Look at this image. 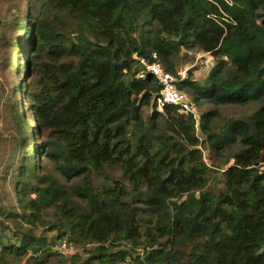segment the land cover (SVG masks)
<instances>
[{
  "label": "trees",
  "instance_id": "16d2710c",
  "mask_svg": "<svg viewBox=\"0 0 264 264\" xmlns=\"http://www.w3.org/2000/svg\"><path fill=\"white\" fill-rule=\"evenodd\" d=\"M1 1L0 264H264V0Z\"/></svg>",
  "mask_w": 264,
  "mask_h": 264
},
{
  "label": "rangeland",
  "instance_id": "374dc122",
  "mask_svg": "<svg viewBox=\"0 0 264 264\" xmlns=\"http://www.w3.org/2000/svg\"><path fill=\"white\" fill-rule=\"evenodd\" d=\"M4 17L7 21V25L5 26L6 33L9 35L11 32V24L9 21L11 17L8 12V6L4 2L0 0V18ZM10 30V31H9ZM7 53L3 48L0 49V58L3 54ZM189 56L192 58L188 61H182L180 65L177 66V71H185V75L187 74V70L190 68H195L193 70L194 78L204 77L212 65L214 64V60L211 58L209 54H201V53H189ZM1 72H7L6 69L2 68L0 63V74ZM26 78V75H24ZM24 109V119L26 122V131L32 124V118L29 117L27 113V107L25 104L22 106ZM18 144V135L16 131V127L14 122L7 112V109L4 108L2 100L0 99V185L1 178L3 176L4 168L7 164L12 161L13 155L15 154V149Z\"/></svg>",
  "mask_w": 264,
  "mask_h": 264
},
{
  "label": "built area",
  "instance_id": "2783aa9c",
  "mask_svg": "<svg viewBox=\"0 0 264 264\" xmlns=\"http://www.w3.org/2000/svg\"><path fill=\"white\" fill-rule=\"evenodd\" d=\"M141 62L162 85L160 98L158 99L157 110L161 111L163 105L170 104L178 105L182 111H189L190 107L186 96L181 91H178L174 84L178 79L185 77V71H177L174 75L166 72L158 62L154 61L152 63H147L143 59Z\"/></svg>",
  "mask_w": 264,
  "mask_h": 264
}]
</instances>
